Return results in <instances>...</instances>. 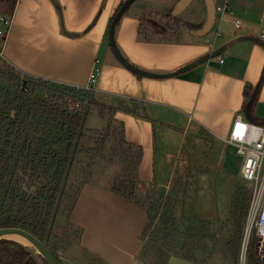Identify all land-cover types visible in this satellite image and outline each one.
<instances>
[{"label": "crops", "instance_id": "obj_1", "mask_svg": "<svg viewBox=\"0 0 264 264\" xmlns=\"http://www.w3.org/2000/svg\"><path fill=\"white\" fill-rule=\"evenodd\" d=\"M123 1L57 0V4L55 0H18L3 59L22 73L80 88L90 86V75L97 65L100 74L91 84L97 100L101 96L110 104L123 98L120 100L125 104H141L137 114L117 111V116L124 114L127 140L144 147L141 164L152 156V163L157 165V144L151 139L152 132L157 136V123L172 130L182 129L185 134L194 122L198 134L224 140L236 115L246 116L249 121L264 119V81L253 116L243 111L249 99L245 87H255L264 69V45L259 41L263 39L264 0H228L231 12L226 20L233 27H217L216 35L222 37L220 44L203 41L204 36H196L192 30L193 38L184 37V32L168 37L167 30H159L157 16L152 12L145 7L141 11L131 9L136 3L132 0L117 21L115 41L133 65L155 75L136 73L117 59L99 58L110 16ZM143 15L149 16V38L140 36ZM177 15L174 12L172 18ZM224 19L225 16L221 20ZM237 19L242 22L239 28ZM241 36L256 40L243 39L235 51L227 47L216 61L211 57L180 71ZM109 184L81 182L66 218L79 231L76 245L93 262L147 264L142 259V234L148 226L149 213L113 192Z\"/></svg>", "mask_w": 264, "mask_h": 264}, {"label": "trees", "instance_id": "obj_2", "mask_svg": "<svg viewBox=\"0 0 264 264\" xmlns=\"http://www.w3.org/2000/svg\"><path fill=\"white\" fill-rule=\"evenodd\" d=\"M0 1L6 11H15L18 0ZM222 1L216 0V3ZM125 2L121 3L116 13ZM116 15L111 19V25ZM142 20L140 36L149 38V16L143 15ZM179 21L182 22L181 30L186 27L188 31H194L201 27V24ZM259 41L264 45L263 39L259 38ZM263 81L264 69L255 87L246 85L245 94L249 99L243 106L245 114L253 116ZM52 87H62L63 90L60 93L51 92ZM38 89H41V93L48 89L51 94L33 97L32 93ZM92 106L107 119V123L98 131L95 145L87 149L89 156L92 159L100 156L107 161L121 159L122 169L111 180L110 189L148 211L149 222L142 234L143 239L150 232L161 238L159 230L163 233L165 229L155 230L153 227L160 218L158 212L163 207V197L156 188L144 194L139 193L138 170L144 157V147L127 140L125 124L116 117L121 108L134 114L139 113L141 104L137 101L125 104L119 100L116 106L109 107L97 100L93 89L76 88L31 76L0 58V228L21 227L29 230L46 243L60 261V245L52 243L53 228L58 213L72 208L77 195L69 194L73 196L72 201L67 208L63 207L64 197L68 195L67 184L74 156L84 135ZM252 122L264 124V119ZM250 196L251 190H248L243 192L240 200L234 199L232 203V215L238 221V229L228 244L235 256L240 247V232L246 222ZM240 217H243L241 223ZM198 222L202 223L204 230L209 229L210 223L207 220L198 219ZM257 242L258 237L254 235L247 264H264V258L257 254ZM187 247L186 251H176L174 254L207 264L206 259L198 261L192 249ZM145 250L144 246L142 252ZM170 255L164 247L158 248V264H166ZM0 264L49 263L35 248L15 239L3 238L0 239Z\"/></svg>", "mask_w": 264, "mask_h": 264}, {"label": "rangeland", "instance_id": "obj_3", "mask_svg": "<svg viewBox=\"0 0 264 264\" xmlns=\"http://www.w3.org/2000/svg\"><path fill=\"white\" fill-rule=\"evenodd\" d=\"M121 3L119 2L110 16L105 30V40L102 41L100 60L107 61V58L118 60L111 46V33L115 32L117 21L122 16L116 13ZM173 4L175 0H136L131 9L141 11L145 7L152 12L155 17L157 16L155 21H158L156 23L160 25L159 30H162L161 27L167 30L168 37H178L184 32V37L193 38L194 35L186 27L181 30L180 23L182 22L179 19L184 22L201 23L206 12L203 0L191 1L185 9L178 13V18H170L175 12ZM227 14L224 20H217L215 28L203 37V41L212 40L215 44L222 42L221 35H216L217 27L222 26L223 29L227 25L233 27L226 20ZM115 15V20L111 25V19ZM238 43L228 47H232V51H235ZM217 57L218 55L213 59L216 61ZM16 87L20 89L18 85ZM58 89L60 91H57ZM62 90V87H52L51 92L60 93ZM41 92V89H38L32 95L36 97L39 94L44 96L51 94L48 89ZM98 98L101 104L109 107L116 106L119 100L123 99L118 98L116 102L113 100L109 104L101 96ZM123 115L122 113L117 116L119 121L124 119ZM245 119L248 118L245 116ZM187 120L188 117L184 123L182 121L183 127ZM106 123L107 119L103 118L95 106H92L84 128V135L70 170L67 184L68 195L63 200L65 208L72 201V197L78 193L82 181L91 180L106 184L111 182L122 169L121 159L107 161L100 156L92 159L87 151L89 147L95 145L98 131ZM191 125L190 132L184 134L182 129L172 130L166 124L157 123V136L155 137L153 132L152 135L150 134L153 143L157 144V165L152 163V156L148 157L146 164L140 165L138 191L141 194L153 188L159 191L163 197V207L158 212L160 218L153 228L165 230L163 233L159 230L161 238H157L153 232L146 236L144 239L146 250L142 252V259L147 264H158L160 260L157 258L158 248L164 247L169 254H174L176 251H186L189 246L198 261L206 259L207 264H240V248L245 221L243 230L240 232V247L235 256L228 244V240L238 229V221L232 215V203L234 199L240 200L243 192L251 190L253 182L244 177L242 173L244 157L237 154L232 144L217 137L198 134V128L194 127L195 123L192 122ZM70 209L58 213L53 228L52 243L57 242L60 245L62 264H102L93 262L91 256L76 245L78 232L66 220ZM173 217L176 220L174 222ZM198 219L207 220L210 223L209 229L204 230ZM242 220L243 217H240V223ZM7 238L13 239L11 235ZM185 243H187L186 246H184ZM26 245L35 248L32 244Z\"/></svg>", "mask_w": 264, "mask_h": 264}, {"label": "built area", "instance_id": "obj_4", "mask_svg": "<svg viewBox=\"0 0 264 264\" xmlns=\"http://www.w3.org/2000/svg\"><path fill=\"white\" fill-rule=\"evenodd\" d=\"M229 12L231 11L228 0L217 4V20L223 19ZM13 16L14 11H6L0 1V58H4L6 39ZM240 26V20L237 19L236 27ZM261 37L264 39V27ZM220 61H223V57H220ZM99 74L100 68L96 65L91 72L88 89H92L91 84L97 80ZM224 140L236 148L237 154L244 157L242 173L253 182L240 248V264H247L248 251L254 235L258 237L257 254L264 258V124L249 121L238 114L232 122L229 135Z\"/></svg>", "mask_w": 264, "mask_h": 264}, {"label": "water", "instance_id": "obj_5", "mask_svg": "<svg viewBox=\"0 0 264 264\" xmlns=\"http://www.w3.org/2000/svg\"><path fill=\"white\" fill-rule=\"evenodd\" d=\"M132 0L126 1L122 7L120 8L118 15L120 16L126 8L130 5V2ZM192 0H179L178 3L175 6V12H180L183 9L186 8L188 4H190ZM205 6H206V17L205 20L201 23V27L199 29L194 30V34L196 36H206L208 35L215 26L216 20H217V3L216 0H204ZM243 39H251V40H256L255 37L252 36H241L234 38L230 40L228 43L224 44L222 47L216 49L210 54H207L199 59H197L196 62L187 65L186 67H183L181 70L189 68L196 63H202L204 61H207L211 57H215L219 54H221L228 46L233 45L234 43H237ZM111 46L116 54V57L118 60L128 67L129 69L133 70L136 73L143 74V75H155L154 73H151L149 71H146L144 69H141L139 67H136L133 65L124 55L123 53L118 49V46L115 41L114 33H111ZM179 72V71H177ZM10 234H18L26 237L27 239L30 240L32 245L37 249V251L46 259V261L49 264H62L60 259L55 255V253L44 243L39 237H37L35 234L30 232L29 230H26L21 227H1L0 228V239L7 238ZM166 264H201L189 259H186L182 256L176 255V254H171L168 258V261Z\"/></svg>", "mask_w": 264, "mask_h": 264}, {"label": "bare ground", "instance_id": "obj_6", "mask_svg": "<svg viewBox=\"0 0 264 264\" xmlns=\"http://www.w3.org/2000/svg\"><path fill=\"white\" fill-rule=\"evenodd\" d=\"M11 235V237L13 238V239H16V240H18V241H20V242H22V243H25V244H32L31 242H30V240L29 239H27L26 237H24V236H22V235H18V234H10ZM9 235V236H10Z\"/></svg>", "mask_w": 264, "mask_h": 264}]
</instances>
